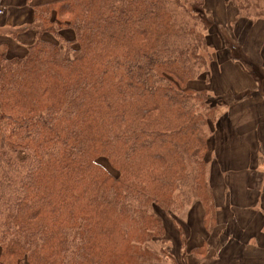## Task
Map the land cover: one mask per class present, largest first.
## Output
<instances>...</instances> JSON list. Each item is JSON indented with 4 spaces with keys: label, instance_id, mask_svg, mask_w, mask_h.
Returning a JSON list of instances; mask_svg holds the SVG:
<instances>
[{
    "label": "trees",
    "instance_id": "16d2710c",
    "mask_svg": "<svg viewBox=\"0 0 264 264\" xmlns=\"http://www.w3.org/2000/svg\"><path fill=\"white\" fill-rule=\"evenodd\" d=\"M231 1L264 20V0ZM207 4L58 0L12 35L25 51L0 46V264H175L152 244L192 202L214 230L219 101L191 87L213 63Z\"/></svg>",
    "mask_w": 264,
    "mask_h": 264
},
{
    "label": "crops",
    "instance_id": "0c3cea01",
    "mask_svg": "<svg viewBox=\"0 0 264 264\" xmlns=\"http://www.w3.org/2000/svg\"><path fill=\"white\" fill-rule=\"evenodd\" d=\"M50 1L4 0L7 13L0 17V46L7 45L11 53L25 51L32 36L12 35L33 21L34 7L56 2ZM207 43L223 48L218 35L208 36ZM224 56V61H213L200 78L202 84L208 82L212 96L227 106L217 110L210 145L213 153L208 178L217 208L216 227L207 234L203 209L194 204L195 213L189 218L198 213L200 227L194 247L207 242V259H213L210 264H264V76L256 81L227 53ZM251 57L255 64L264 66L262 52ZM243 94V100L234 104Z\"/></svg>",
    "mask_w": 264,
    "mask_h": 264
},
{
    "label": "rangeland",
    "instance_id": "374dc122",
    "mask_svg": "<svg viewBox=\"0 0 264 264\" xmlns=\"http://www.w3.org/2000/svg\"><path fill=\"white\" fill-rule=\"evenodd\" d=\"M207 3L208 4L206 8L209 18L208 20L210 23H212L211 28L207 32V37L218 35L223 44L222 49H216V45L214 43H211L212 45L207 44L209 54H212L213 56V61H224V53H227V56L231 61L237 63L243 70H245L253 78H255L256 81H260V79L264 76V70H260L259 67L264 66H261V62L255 64L251 56L253 55V53L254 55L258 54V51L262 52L264 55V20H245L243 14L237 9V7L231 0H207ZM63 36L67 40H72L74 38L72 32H64ZM255 61L259 60L257 59ZM262 64H264V61ZM199 82L200 81H198L196 84H194L193 82L191 84V87L198 90L208 89V82L203 84V87L198 85ZM245 95L246 94L241 95L239 100L234 104H238L239 101H242ZM227 96L229 95H226L224 97ZM216 99L217 101H219L218 108L219 106H221L222 108L227 106L226 103L221 100V98ZM99 163L111 174L118 175V173H116L110 167L105 159L100 160ZM193 206L194 203L192 202L191 205L186 206L177 215H171L169 220H167L169 224L166 223V236L162 239H158L157 241H155V243L152 244L153 252L157 254L159 253L163 257L164 255L161 253L162 251L167 252V255L169 252H171L175 260L178 261V263L175 261V264H210L211 262H213V259H207L210 250L207 251V255L205 257L196 255L195 253L193 254L196 235L200 230V227H198L197 225L198 213H196L192 219L189 218L190 213H195ZM175 221L183 223L184 225L182 239L185 244L182 243L180 233L178 232V229L174 224ZM166 257H164L162 261L165 260L166 264H173L171 255L167 258Z\"/></svg>",
    "mask_w": 264,
    "mask_h": 264
},
{
    "label": "built area",
    "instance_id": "2783aa9c",
    "mask_svg": "<svg viewBox=\"0 0 264 264\" xmlns=\"http://www.w3.org/2000/svg\"><path fill=\"white\" fill-rule=\"evenodd\" d=\"M7 13V7L5 5L4 0H0V17L6 15Z\"/></svg>",
    "mask_w": 264,
    "mask_h": 264
}]
</instances>
